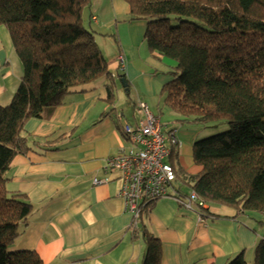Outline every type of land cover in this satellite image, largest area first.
Masks as SVG:
<instances>
[{
  "label": "trees",
  "instance_id": "1",
  "mask_svg": "<svg viewBox=\"0 0 264 264\" xmlns=\"http://www.w3.org/2000/svg\"><path fill=\"white\" fill-rule=\"evenodd\" d=\"M123 1L130 21L146 22L150 53L176 63L174 79L163 87L165 104L206 125L222 120L229 125L195 142L193 158L201 170L187 175L173 165L177 178L210 207L233 209V219L259 232L253 222L264 227V0ZM92 2L0 0V26L9 29L24 69L11 103L0 106V264H44L34 251L11 250L33 216V204L8 190V173L17 156L41 146L26 135L25 124L111 76L96 31L85 25ZM196 212L203 220L230 218L204 207ZM142 236V264H163L161 239L146 229ZM228 264H248L245 253ZM252 264H264V232Z\"/></svg>",
  "mask_w": 264,
  "mask_h": 264
},
{
  "label": "crops",
  "instance_id": "2",
  "mask_svg": "<svg viewBox=\"0 0 264 264\" xmlns=\"http://www.w3.org/2000/svg\"><path fill=\"white\" fill-rule=\"evenodd\" d=\"M111 3L116 14L130 12L123 0H111ZM93 24L104 29L113 22L101 26L97 17ZM124 28H128L131 42L124 41ZM146 28L144 21L119 26L123 40L119 53L110 56L114 59L108 61V67L116 84L122 82L121 78L129 84L123 83L127 96L133 95L149 106L148 99L164 85V80L159 72L153 75L138 64L134 56L124 53V43L140 47L146 42ZM120 54L126 59L122 75L117 74ZM138 54L142 58L143 50ZM151 56L157 60L156 65L162 67L165 58L159 54ZM23 74L11 33L6 26H0V106L11 103ZM141 77H144L140 85L143 92L138 87ZM108 84L107 78L102 77L86 86L92 87L86 92L71 94L50 115L32 118L25 124L26 135L41 146L17 156L8 173V190L27 195L33 204V216L11 250L34 251L44 264H142L146 250L142 231L146 229L161 239L163 264H227L241 252L245 253L247 263L252 264L255 247L263 234L233 219L236 211L225 206L207 205L213 214L229 219L203 220L196 211L183 205L188 199L183 200L180 195L178 178L170 197L155 202L145 219L142 220V213L135 220L127 211L118 196L120 175L107 170L106 164L121 148L129 146L123 126L136 127L142 119L128 113L127 106H131L119 87L117 99L114 96L110 99ZM169 132L175 133L180 141V145L174 147L168 142L171 163L174 149H181L184 141L194 145L200 132L193 134L176 128ZM189 155L187 149L181 156V164L186 168L190 163ZM200 170L197 167L192 174ZM95 179L107 182L96 185Z\"/></svg>",
  "mask_w": 264,
  "mask_h": 264
},
{
  "label": "built area",
  "instance_id": "3",
  "mask_svg": "<svg viewBox=\"0 0 264 264\" xmlns=\"http://www.w3.org/2000/svg\"><path fill=\"white\" fill-rule=\"evenodd\" d=\"M93 20L96 22L97 18ZM117 59L119 70L124 72L125 56L120 54ZM138 106L144 111V119L136 127L129 124L123 126L122 132L129 146L121 148L106 164L107 170L119 173L121 183L118 196L135 220L139 219L146 205L170 197L177 173L168 160L171 156L168 142L173 147L180 145L175 133H165L161 118L155 116L147 104L139 102ZM106 182L94 180L96 185ZM183 205L193 211H196V207L208 208L194 191Z\"/></svg>",
  "mask_w": 264,
  "mask_h": 264
},
{
  "label": "rangeland",
  "instance_id": "4",
  "mask_svg": "<svg viewBox=\"0 0 264 264\" xmlns=\"http://www.w3.org/2000/svg\"><path fill=\"white\" fill-rule=\"evenodd\" d=\"M93 15H96L101 23V26H105L107 22L111 21L113 22L112 25H106L107 28L100 29L99 26H95L93 21H91V18ZM84 19H85V25L90 26L93 30L96 31V41L97 44L99 45L104 57L108 61H112L114 58H111L110 56L113 53L118 52L119 53V44L121 45V40L123 38L120 36L119 32V26L123 24H129L133 21H130V15L129 13H118L116 14V10L114 9L111 0H93L92 6L90 8H87L84 12ZM91 22V25L89 24ZM123 29V28H122ZM128 28H124L122 30L123 36H124V41H130L131 39L128 37L127 34ZM125 48L124 53L130 54L132 57H135V60L138 64L143 66L148 72L154 74H158L161 77L163 81V84L161 87L158 88V90L153 94V97L151 99H148V102L150 103V107L154 110L152 113L155 116H158L161 118V123L164 125V131L165 133H169L170 129L176 128L179 131H184V132H192L193 134L198 131V138H205L209 137L212 135L219 134L221 132L227 131L229 129V125L226 121L222 120L221 122L218 123H212L209 125L204 124L203 122L195 121L193 118L195 116H184L183 114L174 112L171 110L166 104H165V99H166V94L163 90V87L171 82L174 79V76L172 74L173 68L175 67L176 63L174 60L165 58V61L163 62L164 64L162 67H158L156 65L157 60L151 56V53L148 49L147 43H143L142 46H133L131 43L130 45H127L124 43ZM143 50V57L138 54L139 50ZM139 57V58H138ZM111 58V59H110ZM111 63V62H110ZM119 66V65H118ZM117 65L115 66V72H117ZM151 70V71H150ZM117 74H123L122 71H118ZM103 78H107L109 84L112 87V92L114 94V99H117V90L120 88L121 93L123 95H126V90H125V85L123 84V78H121L122 82H117L115 83V80L111 76H102ZM102 79V78H99ZM97 79V80H99ZM160 79V78H159ZM96 80V81H97ZM142 82H144V77L140 78V82H138V87L140 88L141 92H143V89L141 88L140 85H142ZM127 85V83L125 82ZM129 85V84H128ZM119 87V88H118ZM125 99L127 103L131 106L128 108L127 106V111L131 116L136 117V119L141 120L144 118V113L141 112V110L138 108V100L135 98L133 95L130 96H125ZM149 107V108H150ZM125 108H123L124 111ZM151 110V109H150ZM152 111V110H151ZM130 118V116H129ZM127 120H129L127 118ZM126 120V121H127ZM193 143L191 141L188 143L184 141L182 143V148L174 149V154L173 158L171 160V163L175 165L176 167H183V171L187 175H193L192 172L195 171L197 167H199L192 156L193 153ZM187 149L190 150V155H189V164L188 167L186 168L181 164V156H183V153L187 151ZM185 168V169H184ZM178 181L181 182L180 184V195H182V199L186 200L188 199L190 194H191V185L187 183L186 181H183L181 178L178 177ZM145 213H143L142 220L145 219ZM257 219L259 217L257 216ZM142 222V221H140ZM260 231L259 234L262 235L264 232V227L259 226L258 223L253 222V225H255ZM237 256V255H236ZM235 256V257H236ZM234 257V258H235ZM253 258H254V253H253ZM228 264V263H227Z\"/></svg>",
  "mask_w": 264,
  "mask_h": 264
},
{
  "label": "water",
  "instance_id": "5",
  "mask_svg": "<svg viewBox=\"0 0 264 264\" xmlns=\"http://www.w3.org/2000/svg\"><path fill=\"white\" fill-rule=\"evenodd\" d=\"M123 82L125 83V82H126V80H125V79H123Z\"/></svg>",
  "mask_w": 264,
  "mask_h": 264
}]
</instances>
